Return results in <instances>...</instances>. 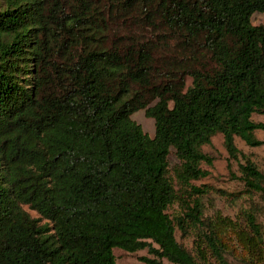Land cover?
<instances>
[{
    "label": "trees",
    "instance_id": "trees-1",
    "mask_svg": "<svg viewBox=\"0 0 264 264\" xmlns=\"http://www.w3.org/2000/svg\"><path fill=\"white\" fill-rule=\"evenodd\" d=\"M255 12L264 0H0V264H116L114 248L264 264V172L239 163L248 206L234 218L205 215L190 184L214 134L233 159L236 137L264 143Z\"/></svg>",
    "mask_w": 264,
    "mask_h": 264
},
{
    "label": "rangeland",
    "instance_id": "rangeland-1",
    "mask_svg": "<svg viewBox=\"0 0 264 264\" xmlns=\"http://www.w3.org/2000/svg\"><path fill=\"white\" fill-rule=\"evenodd\" d=\"M251 22L254 25L264 26V13L255 12L252 14ZM191 83V78L185 79V86ZM253 120L264 123V115L253 114ZM132 119L141 125L142 129L150 136L154 134V121L145 115L144 110H138L132 114ZM258 140H264V130H256L254 132ZM235 145L239 150L237 159L229 156L223 141L221 133H216L211 137L209 144L203 145L202 150L211 158V164L202 162L201 167L207 171V175L198 180H191L190 184L200 187L205 192L200 197L203 203L205 215H212L219 212L223 215L235 217L240 210L247 208L248 198L244 195L243 182L240 179L239 163H244L248 158L250 161L264 172V143L259 146L247 145L243 140L236 137ZM169 175L173 177L172 168L177 164V159L171 150L169 156ZM176 187V180H174ZM243 193V194H242ZM195 197V196H194ZM258 204H264L260 197H257ZM25 209L33 218H39V215L25 206ZM179 206L173 204L169 207L168 213L175 215L179 213ZM258 220L262 218L258 216ZM44 220H40L43 223ZM175 237L178 242L182 243L188 250L193 249L194 235L191 232L182 234L181 231L176 229ZM113 254L116 264H148L142 260V257L153 258L147 249H140L135 252H128L120 248H114ZM229 264H242L237 259L227 256ZM160 264H172L166 259H161Z\"/></svg>",
    "mask_w": 264,
    "mask_h": 264
}]
</instances>
